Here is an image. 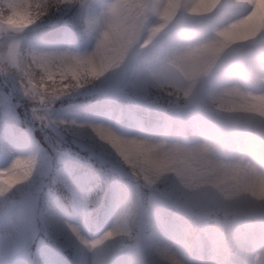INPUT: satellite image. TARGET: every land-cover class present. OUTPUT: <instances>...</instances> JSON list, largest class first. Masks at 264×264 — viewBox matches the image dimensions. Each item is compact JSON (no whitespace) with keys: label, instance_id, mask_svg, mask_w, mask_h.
<instances>
[{"label":"clouds","instance_id":"9594fccd","mask_svg":"<svg viewBox=\"0 0 264 264\" xmlns=\"http://www.w3.org/2000/svg\"><path fill=\"white\" fill-rule=\"evenodd\" d=\"M0 264H264V0H0Z\"/></svg>","mask_w":264,"mask_h":264}]
</instances>
